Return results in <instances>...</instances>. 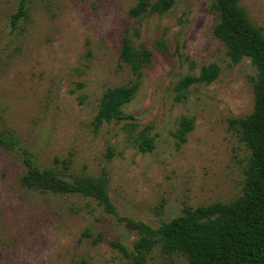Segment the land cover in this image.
I'll use <instances>...</instances> for the list:
<instances>
[{
	"label": "rangeland",
	"instance_id": "1",
	"mask_svg": "<svg viewBox=\"0 0 264 264\" xmlns=\"http://www.w3.org/2000/svg\"><path fill=\"white\" fill-rule=\"evenodd\" d=\"M138 1L0 0V134L16 139L15 148L0 143V264L126 263L112 242L131 251L138 235L122 217L157 228L184 206L241 194L249 149L228 121L252 111L255 68L247 57L232 63L213 36L211 0H170L163 10L149 0L132 16ZM238 3L264 34V0ZM125 38L147 53L139 75L119 56ZM210 63L217 78L176 99V82ZM120 85L135 87L129 117L95 126L101 94ZM182 117L193 127L179 142ZM142 128L150 151L137 146ZM23 156L65 179L102 180L115 213L89 196L22 186ZM145 264L187 260L155 246Z\"/></svg>",
	"mask_w": 264,
	"mask_h": 264
},
{
	"label": "trees",
	"instance_id": "2",
	"mask_svg": "<svg viewBox=\"0 0 264 264\" xmlns=\"http://www.w3.org/2000/svg\"><path fill=\"white\" fill-rule=\"evenodd\" d=\"M169 4L170 0H158L153 7L163 10ZM149 6V0H139L130 7L129 13L138 16ZM211 8L218 13L212 34L225 45L230 61L237 63L247 57L256 70L252 111L228 121L229 127L249 149L242 192L228 202L184 206L181 214L162 222L157 228L122 217L135 229L138 237L131 251L120 242H112L127 259L126 263L118 264H145L155 246H159L164 254H182L187 264H264V34L251 23L238 0H211ZM23 14L21 3L11 17L12 28ZM119 56L136 75L140 74L141 60L147 59V53L135 52L127 38L122 42ZM218 73V65L210 63L203 66L198 75L180 78L175 85L176 99L182 98L185 90L195 83L212 82ZM134 90L133 85L106 89L99 99L94 125L129 117L123 112V106L131 100ZM192 127L190 117L180 119L175 132L179 142L185 140ZM0 143L15 148L16 139L9 133L0 134ZM136 143L142 152L152 150L153 136L148 134L147 128L138 132ZM21 160L25 168L20 177L22 186L44 192L89 196L104 211L115 213L102 180L87 175L73 176L69 180L51 167H37L29 156H23ZM97 240L95 238L93 242Z\"/></svg>",
	"mask_w": 264,
	"mask_h": 264
}]
</instances>
